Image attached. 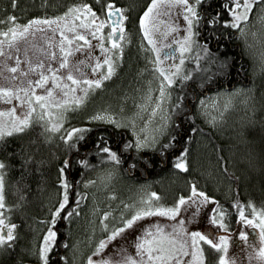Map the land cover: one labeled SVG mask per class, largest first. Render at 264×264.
Listing matches in <instances>:
<instances>
[{"label":"snow or ice","instance_id":"obj_1","mask_svg":"<svg viewBox=\"0 0 264 264\" xmlns=\"http://www.w3.org/2000/svg\"><path fill=\"white\" fill-rule=\"evenodd\" d=\"M12 6L16 7V0H12ZM130 7L132 6L118 4L117 0H96L95 6L89 0H80L56 15L33 16L26 23H20L17 17L11 14L0 21V23L7 22L9 24L6 30H0V37H3L0 39V56L13 57L14 53L11 49L15 42L18 39L35 35V32L32 31L33 27L40 26L41 30L46 27L53 34L52 38L46 40L50 47L40 50L47 53L49 61L56 60L58 45L60 57L56 64H45L43 60L34 63L27 55V50L22 58L18 54L19 48H17V54L14 56L15 63L9 65L6 61L3 62L4 69L12 74L9 79L13 81L29 77L30 73H34L36 78L29 77L26 83L21 79V83L15 86H0V100L11 105L6 109H0V151L8 157L5 159L0 156V250L11 252L19 239L18 225L10 219L11 210L16 206L8 205L5 196V174L9 170L10 158L18 155L22 169H26L29 163H42V161H35V153L38 151L39 145L52 141L54 136L59 134L60 140L64 143V149L68 153L64 155L57 169L58 184L62 186L63 192L56 205L50 210V219L45 221L48 224L47 230L41 234L42 239L32 249V254L36 258V264H50L51 253L55 247H59L62 243L65 249H71V255L65 254L60 257L61 261L63 264H76L78 253L76 244H69L67 239L58 242V231L53 226L56 225L57 218L63 213H67L69 218L79 213L78 203L71 206V209L66 208V205L69 204V189L71 188L67 179V171L72 166L73 149L78 154L82 147L80 141H86L93 129L89 124L64 128V122L69 108L85 105L91 92L96 88L103 87V81L109 79L116 71L114 57L123 56V43L121 42L125 40L129 19L125 13ZM209 7H211V3H209ZM174 8L177 17L182 15L183 22H180L179 19H174L171 23L166 20L162 21V11L166 10L163 11V14L169 15ZM254 10H257L255 12L256 19L264 24V0H221L219 8H214L211 12L201 8V0H149L139 15L138 23L144 37L152 45L151 51L155 53L152 67L159 73V80L157 89L149 86L144 94V103L138 105V108L144 110L150 107L153 115L159 109L164 113L160 123L156 125L150 135L142 136L141 132L144 129L137 130L135 127L138 113L121 116L120 119H117L113 112L105 108L87 116L89 121L110 123L115 128L132 129L134 139L124 143V148L128 149L134 146L136 149V158L127 162L130 170L137 169L140 163L151 166L152 162L143 154V149H152L164 154L176 139V137L165 136L168 143H163L160 137L168 132L170 124L174 123L179 128L181 126L179 114L186 111L187 101L184 87L185 81L189 80L192 73L182 71L184 61L189 58L185 56V53L191 52L195 46L196 55L193 58L197 66L200 65L201 56L213 60L219 59L213 53L211 45L213 37L218 42L226 34L221 29H235L247 42V26L253 23L251 16L254 14ZM202 25L211 26L215 31L210 30L205 39H194L201 35L194 29ZM105 26L110 30H106ZM180 29L186 31L180 32ZM170 32L180 36L179 40H174V43L178 45L175 51L171 44H158L160 37L166 38ZM56 33H59L58 38L55 36ZM252 35L255 36L256 33L253 32ZM92 37L97 39L95 47L104 52L103 59L97 57L94 64L87 59L74 62L70 60V55L91 45ZM109 41L111 47L106 46ZM5 44L8 45V49H5ZM162 48L166 51L162 52ZM176 52L180 53L179 63L164 65L163 60H167L169 57L172 60L176 59ZM89 55H93V53H89ZM22 59L24 67L21 66ZM73 63L76 65L75 68ZM227 63L226 59L220 60L221 67H225ZM104 67H106V71H103ZM173 68L175 71H172ZM65 69L66 72L62 74L61 70ZM88 69L98 73V78H92ZM153 75L155 76L156 73ZM49 82L52 86H48ZM148 83L151 85L152 81ZM201 86H203V81ZM155 90H158L159 95L154 98L152 92ZM173 90L177 92L174 99ZM165 102H169L171 110L164 107ZM201 107H205L203 100H201ZM225 107L228 105L225 104ZM174 114H176L175 119ZM151 118L150 116L149 120ZM191 118L195 120L196 115L193 114ZM34 129L36 135L30 136ZM191 131L195 133L198 129L192 128ZM26 136L29 137L27 144L21 142L19 146L10 145L11 139L19 138L23 141ZM106 139V137H101L94 143L99 146V152L105 154L102 157L104 161L119 165L122 156L103 142ZM190 140L191 137H188L189 142ZM32 145H37V148L33 149ZM9 147L12 148L11 152H8ZM189 152L190 148L186 142L179 151V155L173 157L176 169L185 171L189 169ZM78 163L88 168L93 167L86 158L79 159ZM226 170L227 168H225ZM110 177L111 172L106 173V178ZM84 183L91 184L93 181L87 180ZM190 193L188 196L180 194L173 204L164 205L159 203L160 193L152 191L147 197L141 196L139 204L133 202L131 205H124L126 209L132 208L133 210L127 215L121 212L120 219L116 224L105 222L110 216V212H103L100 219L106 234L102 238L92 241V249L83 258L81 264H207L202 242L218 251V264H243L242 259L238 260L228 254L230 237L219 234V229L228 230L226 212L222 207L218 214L215 208L211 209L212 215L209 219L210 223L216 226V230H188L186 227L188 221L195 218L201 206L208 205L209 202H216V197L198 187L195 180L190 184ZM83 195L85 194L78 195L77 201L83 199ZM186 204L193 209L192 217L187 219L179 215L182 206ZM233 204L238 211V223L259 230V246L252 245L251 247L255 249V258L260 264H264V208L257 209L255 204L249 201L252 213L246 215L244 206L240 202L234 201ZM5 208L8 209L7 215L3 212ZM154 213L173 220L170 232L166 231L165 226H161L159 223L148 225L142 229V234L136 235L134 253H129L123 245L116 253L119 259H113L111 255L105 253L109 244L117 241L118 237L124 239L125 229L132 228L138 220ZM238 235L246 240L249 233L241 229ZM102 253L103 255H101ZM252 258L253 253H249V264ZM20 264H30V261L22 260Z\"/></svg>","mask_w":264,"mask_h":264},{"label":"trees","instance_id":"obj_2","mask_svg":"<svg viewBox=\"0 0 264 264\" xmlns=\"http://www.w3.org/2000/svg\"><path fill=\"white\" fill-rule=\"evenodd\" d=\"M78 2L80 0H16V7H13L12 0H0V21L11 14L20 23H26L33 16L56 15ZM89 2L96 5V0ZM117 2L132 6L125 13L129 19L121 61L107 79V87L101 88L93 99L73 112V116L67 115L64 128L83 124L82 120L93 111L104 110L98 107L103 103L112 106L111 110L114 111L122 106L128 108L135 89L144 77V41L138 18L149 0ZM220 4L221 0H201V8L207 12L219 8ZM8 27L7 22L0 23V30ZM194 30L201 33L194 39H205L210 30L215 31L208 25ZM221 31L226 34L218 42L213 37L211 45L219 59L201 56L200 65L197 66L193 58L196 55L195 46L191 52L185 53L189 58L184 61L182 71L192 73L184 87L186 111L179 114L181 126L177 128L174 123L170 124L168 132L160 137L163 143H168L165 136L176 137L166 153L142 150L152 162L151 166L140 163L137 169L128 168L127 162L136 158V149L134 146L124 148L125 142L133 140L126 128H115L103 122L86 123L93 130L86 141H80L82 147L78 154L73 149L72 166L67 171L71 188L66 208L71 209V206L78 203L79 213L70 218L67 213H63L53 226L58 231V242L67 239L69 244H76V264H81L87 252L92 249V241L106 233L100 219L103 212H110L105 222L116 224L121 212L127 215L133 210L126 209L124 205L133 202L139 204L140 197H147L152 191L160 193L159 203L173 204L180 194H190V184L195 180L198 187L216 197V202L208 208V218L212 215V208L216 209L217 214L221 207L225 210L227 232H232L238 222L234 201L244 206L246 215L252 213L249 201L257 209L264 208V32L260 33L256 46L239 37L235 29ZM225 59L228 63L221 67L220 60ZM219 92L229 97L232 95L230 105L208 118L202 111L200 101L206 94ZM176 95L177 92L173 90V99ZM168 109L171 110L169 102ZM193 114L196 115L195 120L191 118ZM192 128L198 131L193 133ZM35 135L34 129L30 136ZM101 137H106L103 142L122 156L119 165L103 160L105 154L100 153L99 146L94 143ZM188 137H191L190 142ZM28 140V136L23 141L14 138L10 140V145L19 146L21 142L27 144ZM186 142L190 148V166L187 171L176 169L173 162V157L179 155ZM31 147L35 149L37 145ZM11 151L9 147L8 152ZM67 154L63 141L56 134L52 141L41 143L35 153V161L42 163H29L26 169H22L18 155L10 158L9 170L5 174V196L8 205L16 206L11 210L10 219L18 225L19 239L11 252L0 250V264H20L22 260L36 264L32 249L42 239L41 234L48 227L45 221L50 219L49 212L62 196L63 188L58 184L57 169ZM0 156L8 159L2 151ZM81 158L88 159L93 167L80 165L78 160ZM108 170L111 171V177L105 181L101 176ZM87 180L93 183L85 184ZM82 194H85L83 199L77 201L76 197ZM3 212L7 215L8 209H3ZM204 248L207 264H218V251L206 243ZM65 254L70 256L71 249H65L60 243L51 253L50 264H63L60 257Z\"/></svg>","mask_w":264,"mask_h":264},{"label":"rangeland","instance_id":"obj_3","mask_svg":"<svg viewBox=\"0 0 264 264\" xmlns=\"http://www.w3.org/2000/svg\"><path fill=\"white\" fill-rule=\"evenodd\" d=\"M163 11H166V10H163ZM163 11H162V15H161L162 21L166 20L168 23H171L172 20L179 19L180 22H183L182 15L177 17V12H176L175 8L173 9L172 13L169 15H164ZM256 11L257 10H254V14L251 16L253 23L247 26V31H248L247 41H249V43L252 42L253 44H255L257 46L258 39L260 38L259 35H260V33L264 32V24H261V22L256 19V15H255ZM161 26L163 27L164 25H161ZM105 28H106V30H110V29H108L107 26H105ZM257 30H258V32H257ZM32 31L35 32V35L29 36L26 38H22V39H18L15 42L14 47L11 49V51L14 53V56L17 54L16 49L19 48L18 54L22 58L25 56L26 50H27V55H29L31 57V59L34 63L38 62L40 60H43L45 62V64H48V63L56 64L57 60L60 58L58 45L56 48V52H57V59L56 60L49 61L47 53L42 52L40 50L41 48H49L50 47L46 43V40L52 38L53 34L51 33V31L49 29H47L46 27H44L43 30H41L40 26H34ZM179 31L184 32L186 30L180 29ZM253 32L256 33L255 36L252 35ZM157 35H159V34L157 33ZM55 36L58 38L59 33H56ZM238 36L241 37L242 39H244L242 36L239 35V33H238ZM0 39H3V37H0ZM179 39H180L179 35H176V34L170 32V33H168V36L166 38L160 37L158 44H164V45L171 44L173 51H175V49L178 47V45L174 43V40H179ZM91 40H92V43L90 46H88L87 48H85L81 51H77L74 54L70 55V57H69L70 60H72L74 62L76 60L87 59V61L94 64L97 57L103 59V57L105 55L104 52L101 49H99L98 47H95V45L97 43V39L95 37H92ZM142 40L144 41L142 43V52H144L145 61H146V64L144 62L145 68H144L143 73H142V76H144V77L141 80V84L135 89L134 96H133L132 100H130L131 103H130L129 107L126 108L127 106L126 107L122 106L121 108H117V109L114 108L117 111L111 110V109H113L112 106H110L109 104H105V103L100 104L98 107H101L103 109H105V108L109 109L111 112H113L116 115L117 119H120L121 116H131L133 113H138L135 127L137 130L144 129V131L141 132V135L147 136V135H150L151 131L155 129L156 125H158L160 123L161 117H162V115H164V113L158 109L156 114L153 115L150 107L147 109H144V110H141L138 108V105L144 103V94H145L146 90L149 88V86H151L153 89H157L158 80H159V73L157 72V70L155 68L152 67V59L155 58V53L153 51H151L152 45H150L148 43V40L146 37H144L143 32H142ZM260 41H261V39H260ZM80 43H83V42H80ZM121 43H123V47H124L125 40L122 41ZM106 46L111 47L110 41L107 42ZM4 47H5V49H8L7 44H5ZM161 51L165 52L166 49L162 48ZM89 53H93V55H89ZM179 55H180V53L176 52V59L175 60H172L171 57H169V59H167V60H163V58H162L163 64L168 65L169 63H179ZM14 56L11 58L6 57V56H0V86H15V85L21 83V79H23L24 83H26L27 78H29V77L33 78V79L36 78L34 73H30L29 77H23L21 79L15 80V81L9 79V77L12 74L10 72H8L6 69H4L3 62L6 61L9 65L15 63ZM114 59L116 61L115 67L117 68L118 64L121 61V57L116 56V57H114ZM21 66L22 67L25 66L23 59L21 60ZM73 67L74 68L76 67L75 63H73ZM87 71L89 72V75L92 78H98V75H99L98 73L91 72L90 69H88ZM103 71H106V67H104ZM172 71H175V69L173 68ZM61 72H62V74L65 73L66 69L61 70ZM153 73H156V75L154 76ZM17 75H19V74H17ZM149 81H152L151 85H149V83H148ZM108 82L109 81H107V80L103 81V87H101V88L107 87ZM48 86H52L51 82H49ZM101 88H96L95 90H93L91 92L90 96L88 97V100L93 99L96 96V94L101 91ZM77 94L79 95V92ZM158 95H159L158 90H155L152 92V96L154 98L157 97ZM69 99H71V97H69ZM231 99H232V95H231V97H229L226 95V93H223V92H219V93H215V94H211V95L206 94L202 98L203 103L205 105V107H201L202 111L205 113V116H207L208 118L211 116V118H212V114L214 112H218L221 109L226 108L225 104L230 105ZM8 107H11V105L0 100V109H6ZM81 107H83V106H81ZM81 107L69 108L67 111V115L73 116L72 113ZM164 107L168 108V102L164 103ZM17 110H18V112L20 111L19 107ZM95 112L93 111L90 115H93ZM150 116L152 117L151 120H149ZM88 122H98V121H89V120H87V117L82 120L83 124H86ZM103 123H105V122H103ZM126 129L132 135V139H134V133H133L132 129L131 128H126ZM108 172H111V171L108 170ZM108 172H104L105 174H102L101 179H105V181H107L108 178H106V173H108ZM190 194H187L186 196H188ZM212 203L213 202H209L208 205L201 206V208H200L199 212L197 213V215L195 216V218L188 221L186 227L188 228L189 231L197 230V229H200V230H216V226H214L210 223V219L208 218V215H207L208 214V208L210 207V205ZM164 205H171V204H164ZM192 214H193V209L189 208L187 206V204L182 206L181 212L179 213L180 216H184L186 219L188 217H192ZM157 223H159L161 226H165L166 231L170 232L172 230V228H171V226L173 224L172 219H170L169 217H165L161 214L154 213L151 216L143 217L140 220H138L132 228L125 229L124 239H120L118 237L117 241L109 244L108 248L105 249V253L111 255L113 259H119V256H117L116 253L119 251V248L121 245H123L125 248H127L129 253H134V251H135L134 242H135L136 235L142 234V229L144 227H147L148 225H156ZM241 229L248 231V233H249L246 240L240 238L238 235V232ZM218 231H219V234L228 235L230 237L229 248H228V254L230 257H235L238 260L242 259L243 264H249V253H253V258H252L250 264H260V262L255 258V255H254L255 249L251 247L252 245L259 246L260 240H259V230L258 229L254 230L251 226H245V225L237 222V225L232 232H227L224 229H219ZM104 232H105V230H104ZM105 234L97 236L96 240H98L99 238H102V236ZM202 243L205 244V242H202ZM89 251L87 252V254L89 253ZM101 255H103V253ZM96 258H99V257H96Z\"/></svg>","mask_w":264,"mask_h":264}]
</instances>
